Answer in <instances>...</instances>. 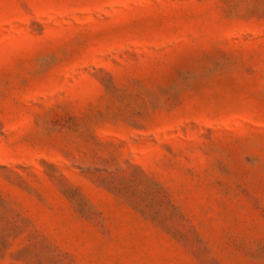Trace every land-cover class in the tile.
Listing matches in <instances>:
<instances>
[{
    "label": "rangeland",
    "instance_id": "374dc122",
    "mask_svg": "<svg viewBox=\"0 0 264 264\" xmlns=\"http://www.w3.org/2000/svg\"><path fill=\"white\" fill-rule=\"evenodd\" d=\"M0 264H264V0H0Z\"/></svg>",
    "mask_w": 264,
    "mask_h": 264
}]
</instances>
